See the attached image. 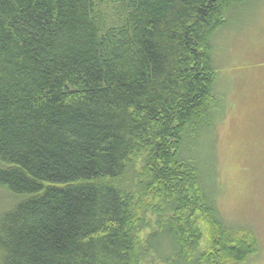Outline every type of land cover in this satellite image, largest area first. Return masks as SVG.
<instances>
[{
  "label": "trees",
  "instance_id": "16d2710c",
  "mask_svg": "<svg viewBox=\"0 0 264 264\" xmlns=\"http://www.w3.org/2000/svg\"><path fill=\"white\" fill-rule=\"evenodd\" d=\"M253 0H0V264H245L216 203L213 39ZM208 150V151H207Z\"/></svg>",
  "mask_w": 264,
  "mask_h": 264
},
{
  "label": "rangeland",
  "instance_id": "374dc122",
  "mask_svg": "<svg viewBox=\"0 0 264 264\" xmlns=\"http://www.w3.org/2000/svg\"><path fill=\"white\" fill-rule=\"evenodd\" d=\"M213 49L217 90L226 100L214 144L216 203L227 224L258 237L260 251L245 264H264V0L233 12ZM19 199L0 189V213Z\"/></svg>",
  "mask_w": 264,
  "mask_h": 264
}]
</instances>
